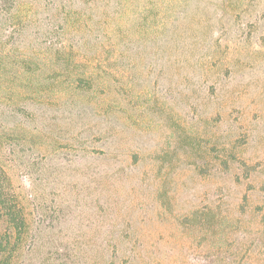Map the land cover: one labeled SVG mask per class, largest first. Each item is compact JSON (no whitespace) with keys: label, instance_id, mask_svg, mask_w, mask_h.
I'll return each mask as SVG.
<instances>
[{"label":"rangeland","instance_id":"obj_1","mask_svg":"<svg viewBox=\"0 0 264 264\" xmlns=\"http://www.w3.org/2000/svg\"><path fill=\"white\" fill-rule=\"evenodd\" d=\"M51 1L60 4L51 24L71 2L67 18L122 25L128 46L115 68L65 87L54 113L35 118L45 156L34 173L7 167L30 229L59 239L76 264H100L103 250L152 233L165 264L170 246H191L182 218L203 201L227 218V244H255L264 236V0ZM178 264L188 263L181 255Z\"/></svg>","mask_w":264,"mask_h":264},{"label":"trees","instance_id":"obj_2","mask_svg":"<svg viewBox=\"0 0 264 264\" xmlns=\"http://www.w3.org/2000/svg\"><path fill=\"white\" fill-rule=\"evenodd\" d=\"M42 6L47 13L45 30L38 17ZM59 6L51 0H41L39 5L32 0H0V264H76L60 250L59 239H44L39 228L30 229L6 170L16 167L23 176L32 175L45 156L34 143L35 118L54 113L49 104L64 98L65 87L75 92L81 84L92 82L86 75L115 68L118 52L127 49L122 25L71 21L63 12L71 2L61 5L57 13L62 23L51 24L55 16L49 15V9L57 11ZM91 41L93 54L86 59L83 48ZM226 219L211 202L193 204L182 218L189 227L191 246H170L165 264H178L181 255L188 264H264V236L252 239V246L227 244L229 238L221 229ZM154 235L134 234L124 245L103 250L100 264H164L161 238Z\"/></svg>","mask_w":264,"mask_h":264}]
</instances>
